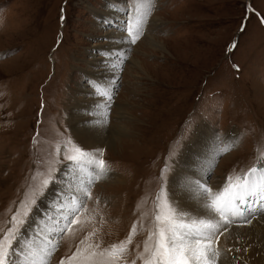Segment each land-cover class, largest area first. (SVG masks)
I'll use <instances>...</instances> for the list:
<instances>
[{"label": "rangeland", "instance_id": "1", "mask_svg": "<svg viewBox=\"0 0 264 264\" xmlns=\"http://www.w3.org/2000/svg\"><path fill=\"white\" fill-rule=\"evenodd\" d=\"M135 1L0 0V236L16 215L24 220L22 245L58 244L49 264L70 257L90 233L88 242L101 249L125 241L133 225L122 264H143L156 198L162 189L170 197L181 160L193 165L191 185L210 187L264 162V0H154L143 35L130 45L121 29ZM123 45L141 69L122 51L112 59L104 53ZM104 60L121 63L108 117L122 124L119 104L133 118L131 136L122 138L130 146L101 150L106 172L120 177L114 184L65 159L69 141L86 150L70 113L85 102L81 91L98 94L93 77L108 84L93 74L104 71ZM79 204V222L59 233Z\"/></svg>", "mask_w": 264, "mask_h": 264}, {"label": "snow or ice", "instance_id": "2", "mask_svg": "<svg viewBox=\"0 0 264 264\" xmlns=\"http://www.w3.org/2000/svg\"><path fill=\"white\" fill-rule=\"evenodd\" d=\"M153 8L154 0H136L134 11H129L121 29L127 33L123 39L128 44L134 45L141 38L147 17ZM117 59L122 61L124 57L118 56ZM94 88L101 96L108 95L111 99L110 93L100 82H96ZM68 144L71 147L65 159L71 161L76 170L84 171L91 167L95 173L91 179L99 178L106 172V162L100 158L101 150H97V155L96 152L86 151L72 141ZM66 171L72 172V166L69 165ZM49 183V180H44V187ZM194 192L198 201V211L195 214L165 195L163 189L157 196L154 229L149 231L143 252L139 256L143 264H218L221 253L216 244L228 227L237 220L251 223L257 213H264V163L251 167L242 175H230L225 183L215 190L208 186L206 181H196ZM40 194L43 195V191ZM83 194L91 198L89 191ZM35 204L36 200L33 199L32 205ZM82 207V204L72 207L74 218L58 228L59 233L70 231V225L79 222V211ZM30 211L29 208L23 216L28 217ZM63 219L67 220V216ZM23 224L24 220L14 215L12 227L0 236V264H49L58 244L45 240L39 249L27 244L22 245L20 228ZM135 232L136 227L133 225L127 240L103 249L99 244L88 242L94 235L90 233L89 237L80 242L82 247L78 246L70 257L61 259L60 264H122ZM132 264H135V261Z\"/></svg>", "mask_w": 264, "mask_h": 264}, {"label": "bare ground", "instance_id": "3", "mask_svg": "<svg viewBox=\"0 0 264 264\" xmlns=\"http://www.w3.org/2000/svg\"><path fill=\"white\" fill-rule=\"evenodd\" d=\"M135 6H136V1L130 10L134 11ZM117 12L120 13L119 11ZM113 14L115 15V12ZM152 23L153 24L155 23V19L152 21ZM120 25L121 23L118 24V26ZM110 30L114 31L112 29ZM109 34H115V33L110 32L108 33V35ZM109 41H111L112 44L114 42L115 43L117 42L116 38H111ZM150 42H151L150 45L153 48L156 49L163 48L161 42H159V40L157 39L151 38ZM123 46L121 47L120 50L118 49L115 50V47L112 46H109L105 49L107 51L113 50L111 53L122 51L126 58L127 57L130 58V64L132 66L140 68L141 66L140 62L132 58L134 57L133 49L130 50L127 48L130 47V45L124 47ZM104 53L106 54V56L109 54L108 52H104ZM108 59H112V56H109ZM98 60L100 59H95L94 61L95 69H97V67L100 64ZM105 62H108V60L106 61L104 60V63ZM104 63L100 67L103 68L104 71L97 72L94 70L93 74L96 75V73H98L100 75V78L106 79L108 84L106 85L103 82L102 85L110 93V95H112L111 90L117 85L120 71H119V67H115L114 64H112V68H111V66L109 67V65L107 66L106 63L105 64ZM115 64L120 65L121 63L119 61H116ZM92 79L95 80L96 82L100 80V79L98 80L96 76L93 77ZM93 85L94 84H92V86ZM81 93L85 95V98L83 99V101L85 102L81 104L80 102L73 104V107L71 108L72 111L70 113L71 114L70 118L74 133L77 139L81 142V144L84 145L86 150L90 152H96L97 155H99V152H97V150H102L105 147L108 148V150H114L115 148L118 147L121 148V146L123 148L126 146H130L129 145L130 142L129 144H127L122 140L123 136L129 137L132 134L131 128H129L128 125L133 118L131 117V114L127 112L126 107L125 106L119 107V104L116 105V107L118 106V110L114 112V114H116L115 117L122 122L121 125H116L113 124L114 122L113 123L111 122L110 119L111 116L108 117L110 110L108 109L107 106L110 102H112L110 101L111 99H109L108 95H104L106 99L103 98L101 99L100 97H98L99 93L97 95L96 94L94 95V92H92V90L90 89L81 91ZM122 141L124 142V144ZM198 143L199 141L197 140L196 137V141L194 142V144L197 145ZM215 147L216 145L214 143V148ZM187 151L190 152L189 149H187ZM202 163L203 162H200V166L202 165ZM192 166H193L192 163L188 162L186 164V161L181 160L179 165V170L174 174V177L171 180L169 192L172 200H175L177 203L180 204L181 207L185 208L186 210L192 211L193 214H195L196 211H198V201L196 199L194 192L195 183L191 185L188 181V176L191 173L190 168ZM89 168L91 167H88L86 169L89 170L90 173H94ZM98 179L103 180L105 182L109 181L114 184L120 180V177L117 176L115 173L111 174V172L107 171L103 175L99 176ZM81 181L82 179H80V182ZM218 186L219 184L215 183L212 185V188L215 190L221 187V185L220 187ZM79 190H83V189H79ZM255 217L257 218L252 219L251 223H244L241 220L239 224L233 225L231 227L229 226L227 231L224 232V234L219 237V241L216 244V247L220 252H223L222 257L220 256L222 258L221 261L223 260V263L264 264V216L261 213H257ZM36 241H34V243ZM229 249H231V252H229ZM236 249H239V251H236Z\"/></svg>", "mask_w": 264, "mask_h": 264}]
</instances>
